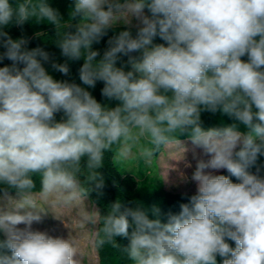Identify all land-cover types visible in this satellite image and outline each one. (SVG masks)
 <instances>
[{
  "label": "clouds",
  "instance_id": "1",
  "mask_svg": "<svg viewBox=\"0 0 264 264\" xmlns=\"http://www.w3.org/2000/svg\"><path fill=\"white\" fill-rule=\"evenodd\" d=\"M29 20L55 27L66 62L52 61L54 70L68 75L67 61L83 59L82 84L103 82L101 95L119 103L102 105L85 87L54 79L43 66L50 53L29 50L26 38L5 31ZM118 25L124 30L101 56L93 45ZM157 37L164 43H154ZM0 46V61L12 62L0 67V185L20 197L0 208V264H81L75 239L33 230V223L49 209L102 194L98 170L114 145L127 159L145 137L151 147L140 155L150 159L178 146L185 133L211 157L205 162L193 152L197 191L190 206L162 222L155 206L150 219L141 206L116 201L107 215L83 218L100 225L92 247L110 245L129 264H217L218 256L222 264H264V176L259 167L248 171L264 156V0H73L67 21L48 0H0ZM122 57L128 70L117 66ZM205 111L235 122L205 130ZM205 169L227 170L239 182Z\"/></svg>",
  "mask_w": 264,
  "mask_h": 264
},
{
  "label": "trees",
  "instance_id": "2",
  "mask_svg": "<svg viewBox=\"0 0 264 264\" xmlns=\"http://www.w3.org/2000/svg\"><path fill=\"white\" fill-rule=\"evenodd\" d=\"M18 0H10V3L15 6ZM48 3L55 9L59 11L61 16L65 21L69 19V12L73 5V0H48ZM120 30H124L122 25H118L113 30H110L108 35L102 38L99 44H94L93 49L98 50L102 56L103 51L107 47V40L114 34L118 33ZM5 31L13 39L26 38L29 43L26 47L31 50L33 48H43L45 51L50 53L52 60L50 62L44 63V67L47 72L53 76L54 79L58 81H68L69 83H76L81 87H85L92 96L100 102L102 105L108 107H115L119 102L118 101H109L101 95V90L103 88V82H97L95 88H88L86 85H83L79 79V68L83 64V59L79 61H67L69 65V74L64 75L54 70L51 67V62L56 63H65V58L61 55L60 49L56 46V40L58 39L56 29L54 26L47 23H36L35 20L27 21L23 26H17L15 24L9 25ZM154 43H164L157 37L154 40ZM5 49L0 46V55L4 53ZM99 59V57L97 58ZM246 59V57L244 58ZM11 61L4 59L0 61V67L10 66ZM125 66V70H128L127 67V57H122L118 62L117 66ZM22 67V65H19ZM57 121L63 119V113L56 114ZM235 121L229 116L217 112L215 114L210 112L201 113V126L207 130L209 128H223L230 126ZM240 130H243V126H239ZM190 138L188 134H182L178 136L179 140ZM164 147L154 154L158 155ZM119 150V146H113L112 151H106L103 160V167L98 171L104 177V188L102 194H98L96 191L90 192L88 197L95 203L98 207L99 215H107L110 207L116 201L121 202L125 207H137L141 206L145 209L149 215L150 219H155L156 217L152 215L151 209L155 206L160 209V219L162 222H166L168 214L178 215L181 211L182 204H189L191 196L196 194V191H180L173 192L167 190L163 187V181L160 178V189H145L141 188L139 181L131 173L122 172L114 161V155ZM85 161H82V167L84 166ZM257 167L260 168V175L264 176V156H260L257 159L256 165L250 167L248 171L250 173L256 174ZM215 175H226L232 182L238 183L239 181L230 175L227 170L221 169L215 173ZM35 182V188L33 191H39L41 189L40 176L36 174L33 176ZM83 179V177H82ZM5 186L0 185V192L4 191ZM7 191H15L14 189H8ZM16 192V191H15ZM100 225L97 226V228ZM4 236L0 233V239H3ZM116 241L121 247H126L129 241L123 237H117ZM230 246L235 247L233 241H227ZM98 252L99 264H129L126 257H124L117 249L112 248L110 245H105ZM217 264H222V258L217 257Z\"/></svg>",
  "mask_w": 264,
  "mask_h": 264
},
{
  "label": "rangeland",
  "instance_id": "3",
  "mask_svg": "<svg viewBox=\"0 0 264 264\" xmlns=\"http://www.w3.org/2000/svg\"><path fill=\"white\" fill-rule=\"evenodd\" d=\"M179 141L180 144L178 146H165L158 155L154 154L152 158L147 159L140 155V150L142 147H151V144L145 137H141L139 143L133 146V154L131 156L127 159H123L119 156L118 150L114 155V161L122 172L131 173L136 176L141 188L160 189L161 178L163 187L173 192L197 189L196 182L191 179L192 173L195 171L196 167V159L193 158V152L195 151L205 162L211 157L202 155L201 149L194 148L190 138ZM187 165L191 166L189 167ZM204 171L216 172L211 169H205ZM19 199L20 197L15 191H7V195H5V191L0 192V208L6 209L9 200L16 201ZM37 203L44 206V201L38 198ZM81 210H83L84 215H79L77 218L75 215ZM95 210H98V207L89 197H87L86 200L78 202L76 205H71L66 208L57 206L51 210L49 209L47 214L42 213L41 222H34L32 229L46 232L54 238L59 237L68 239L71 237L75 239L84 254L82 259L84 263L98 264V259L96 258V253L91 243L94 225L88 224L83 220L86 215L95 212ZM24 211H26V209H20L21 213ZM74 217H76L79 222L76 220V223H74ZM18 227L24 228L25 226L21 224Z\"/></svg>",
  "mask_w": 264,
  "mask_h": 264
},
{
  "label": "crops",
  "instance_id": "4",
  "mask_svg": "<svg viewBox=\"0 0 264 264\" xmlns=\"http://www.w3.org/2000/svg\"><path fill=\"white\" fill-rule=\"evenodd\" d=\"M217 172V171H216ZM215 173V172H214ZM187 191H197V189H191V190H187ZM95 212H97L98 214H99V211L98 210H95ZM80 213V214H79ZM79 215H84L83 214V210H81L80 212H77V214L75 215L77 218H78V216ZM76 217H74L75 219H73V222L74 223H76V220H77V218ZM73 218V217H72ZM67 220H69V219H67ZM71 220V219H70ZM77 222H79L78 220H77ZM75 226V225H74ZM97 226L98 225H94V227H93V229H94V231H93V237H94V232H95V230H97ZM93 237H92V240H93ZM95 253H96V258L98 259V252L95 250ZM84 255V254H83ZM83 259V258H82ZM81 264H85L84 263V261L82 260L81 261ZM98 264H99V259H98Z\"/></svg>",
  "mask_w": 264,
  "mask_h": 264
}]
</instances>
